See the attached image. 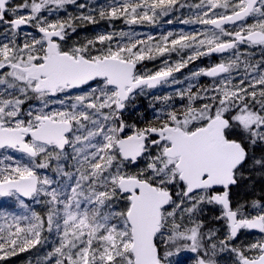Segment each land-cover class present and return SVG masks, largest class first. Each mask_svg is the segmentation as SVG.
I'll return each instance as SVG.
<instances>
[{
  "label": "snow or ice",
  "instance_id": "snow-or-ice-1",
  "mask_svg": "<svg viewBox=\"0 0 264 264\" xmlns=\"http://www.w3.org/2000/svg\"><path fill=\"white\" fill-rule=\"evenodd\" d=\"M70 4L77 0H0V197L26 211L20 198L33 199L47 212L3 216L0 264L43 246L45 231L58 238L45 264H179L181 253L194 254L195 264H264V187L258 198H240L241 189L264 185V72L240 51L264 52V0H201L195 19L182 22L210 28L169 32L154 44L121 31L115 44L117 33H107L67 46L76 20L97 23L93 15H42ZM177 6L185 5L122 0L99 17L155 24ZM23 27L39 36L24 32L21 42ZM215 53L231 56L186 77L212 78L210 87L193 92L189 84L179 108L168 104L172 96H154L165 106L151 104L155 114L145 120L138 97L182 83L175 73ZM161 57L158 70H138ZM33 99L40 106L26 110ZM50 104L64 107L46 111ZM210 210L214 224L204 219ZM243 232L260 237L238 243Z\"/></svg>",
  "mask_w": 264,
  "mask_h": 264
},
{
  "label": "flooded vegetation",
  "instance_id": "flooded-vegetation-1",
  "mask_svg": "<svg viewBox=\"0 0 264 264\" xmlns=\"http://www.w3.org/2000/svg\"><path fill=\"white\" fill-rule=\"evenodd\" d=\"M13 2H14V4L19 3L20 0H18V1L13 0ZM190 3H191V6L193 7L191 15L195 19L196 15L201 11V9H197L195 7V5L201 3V0H190ZM216 11L219 12L221 10H216ZM53 12H51V13L44 12V13H42V15L45 16L48 20H52ZM247 22L248 23L254 22V18H249V20ZM0 27H2V25H0ZM226 27L231 29L234 26L226 25ZM208 28H210V26L200 25V24L195 23L193 26L189 27V30L191 31V33L194 34V33H198L200 31L208 29ZM127 29L134 30L137 32L138 31H140V32L146 31L147 32L148 29L164 31L167 28L161 26V27H151V28H148V27H132V28H127ZM82 30H85V28L84 27H76L77 32L75 31V32L70 34V37L67 41V46H71L73 44H81V43H77V42L71 43V39L82 37L81 35H75V33H78L79 31H82ZM24 32L31 33L32 35L37 36V37L39 36V33L36 31L35 28L23 27L22 28V34L20 37L21 42H23V40L25 39V37L23 36ZM119 41H120V37L116 36L115 40H114V44L118 43ZM156 42H158V41H150V43H153V44ZM240 51L245 54L244 56H242V59L246 58L253 65H259V71L264 72V52H262V49L260 47L249 48L247 45H240ZM230 56H231V53H224V54L215 53V54H212L210 56L201 57L190 65L191 66V68L189 69L190 74L192 71L198 70L200 68H208V67L214 66L217 63L226 62L230 58ZM137 67H138V70L141 72H145V71L154 72L160 68V67H156L154 65H150L148 60L143 61ZM243 71H244L243 65H241L240 71L239 72H233V76L236 79H239L240 76L243 75ZM190 74H186L183 71L175 73L174 75L178 79H180L182 81V83L160 86V87H157L156 89L150 90V92L152 93L151 96L138 97L137 98V101H136L137 107L140 110V112L143 113L145 120L152 119L154 114H155V110L153 109V107H151V104L155 103L156 109H159V108L165 106L163 101L155 102L153 99L154 96H161V97L165 96V95L172 96L173 99L168 101V104L174 105L175 107L179 108L183 103H186V100L181 101L179 99L178 93L180 91L188 88L189 84L194 85L192 91L195 92L199 88L210 87L214 83L212 78H209L206 76H201L195 80L186 79V77H189ZM217 79H219V78H217ZM86 89H87V86H85V89H75V90H73L72 94L73 95L82 94L84 91H86ZM60 98H63V96L61 95L60 97H50L49 99L50 100H56V99H60ZM70 103H72V101H66V104H70ZM197 103H199V101H197ZM30 106L38 108L40 106V102L38 100H35V99L30 100L25 105V109L27 110ZM62 107H64V106L60 105V104H50L49 108H47L45 110L51 111V110L60 109ZM69 152H71V149H69ZM9 154L12 155L14 158L21 159L22 162H26V158L21 157V154H19V153L10 152ZM0 158H2V155H0ZM6 163H11V161H6ZM40 172H41V174L52 175V173L48 170H40ZM245 193H246V190L241 189L240 198H243ZM260 195H261V191L259 193V196ZM33 201L34 200L32 199L31 201H28V202H29V204H31ZM213 215H214V210H210L205 214L204 219L206 220V222L208 224H214V221H212L210 219V217H212ZM259 237H260V234L258 232H243L240 236V240L238 241V243H246V242L248 243L254 239H258ZM193 257H194V254H192V253H181V255L179 257H174L173 259L176 261H179V264H195ZM221 264H229V262L225 259V260H221Z\"/></svg>",
  "mask_w": 264,
  "mask_h": 264
},
{
  "label": "trees",
  "instance_id": "trees-1",
  "mask_svg": "<svg viewBox=\"0 0 264 264\" xmlns=\"http://www.w3.org/2000/svg\"><path fill=\"white\" fill-rule=\"evenodd\" d=\"M180 1L181 2L183 1L185 3L189 2V0H180ZM120 2H122V0H77V4H70V5H67L65 9L54 11L52 14V20L65 19L69 15L76 17L81 14L93 15L95 17V19L97 20V23L95 24L89 23L86 21H81V20L75 21L76 27H84L85 30L75 33V35H81L82 37L72 38L71 43L72 42L86 43L87 40L95 39L100 34L117 33V36H118V33L121 31L134 32L138 34L136 36L137 39H147L148 36H152L153 37L152 41H160L161 37L167 35L169 32L173 33V37H177L181 33L189 34L191 33V31L189 30V27L195 24V23L185 24L182 22L184 20H191V17L193 16H191V14L189 13L188 14L172 13V15L162 16L157 20L155 24H148L147 22H144V23L136 24V25H127L121 20L110 22L108 20L100 19L99 11L101 7H108L109 5L113 3H120ZM81 3L87 5V7L83 9L79 8L77 5ZM169 21H171V23H169ZM161 26H164L167 29L164 31L149 29L147 32L146 31L137 32L134 30L127 29V28H132V27L151 28V27H161ZM173 37H170V39ZM125 41H126V38H125ZM163 59L164 58L161 57L156 60L148 61V62L150 65H154L156 67H163V63H162ZM178 59L179 57L175 53H173L171 56V61L175 63ZM190 65L187 68H184L182 71L186 74H190V70H189L191 68ZM261 187H264V185H261L258 183L255 187L254 192L251 190V186H249V188L245 190L250 196V198H258L259 193L261 191ZM10 199H12L14 203H9L7 202V199L0 198V213L10 212V211L17 209L18 203L15 202L17 201L16 198L10 197ZM40 199L43 200L45 198L41 197ZM25 204L28 205V209L26 211L24 208H21L23 210L22 215H30L32 211H35L37 214L44 216L46 218L47 212H46L45 204L36 202V205L34 207L29 206L28 201H25ZM44 236L47 237V240L43 244V246L38 245L36 248H33L29 250L28 252L20 253L17 256L10 258L7 262H5V264H45L43 258L47 255L49 251H51L54 248V246L58 244V238L55 232L50 234L47 231H45Z\"/></svg>",
  "mask_w": 264,
  "mask_h": 264
},
{
  "label": "rangeland",
  "instance_id": "rangeland-1",
  "mask_svg": "<svg viewBox=\"0 0 264 264\" xmlns=\"http://www.w3.org/2000/svg\"><path fill=\"white\" fill-rule=\"evenodd\" d=\"M180 3L184 4L185 6L182 7V8L179 7V6H177V8L174 9L172 12H170L168 15H172V13H177V14H180V13H186V14L189 13V14H191L192 13L193 7L191 6L190 0H189V2H186V3L183 2V1L182 2L180 1ZM193 19L194 18L191 17V20H193ZM162 27H164V26H162ZM5 199H7V202H9V203H14V201L12 199H10V197L5 198ZM35 201L36 200H34L31 204H29V206L34 207L36 205V202ZM15 202L17 203V201H15ZM6 214L22 215L23 214V210L21 209V207L18 204L17 205V209H15L13 211H10V212L0 213V226H3L5 224V221L3 219V216L6 215Z\"/></svg>",
  "mask_w": 264,
  "mask_h": 264
},
{
  "label": "water",
  "instance_id": "water-1",
  "mask_svg": "<svg viewBox=\"0 0 264 264\" xmlns=\"http://www.w3.org/2000/svg\"><path fill=\"white\" fill-rule=\"evenodd\" d=\"M2 198H6V197H2ZM23 199L27 200V201H31L32 199H28V198H24L22 197Z\"/></svg>",
  "mask_w": 264,
  "mask_h": 264
}]
</instances>
